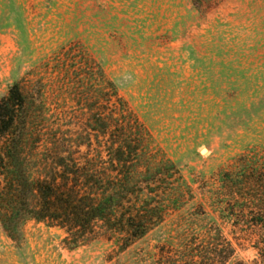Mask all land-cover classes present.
<instances>
[{
    "label": "rangeland",
    "instance_id": "obj_1",
    "mask_svg": "<svg viewBox=\"0 0 264 264\" xmlns=\"http://www.w3.org/2000/svg\"><path fill=\"white\" fill-rule=\"evenodd\" d=\"M14 86L30 176L107 162L102 122L124 115L140 166L159 164L158 189L180 195L125 251L98 229L73 249L45 223L20 244L0 227V264H154L160 244L211 222L232 263L264 264V0H0V101Z\"/></svg>",
    "mask_w": 264,
    "mask_h": 264
},
{
    "label": "trees",
    "instance_id": "obj_2",
    "mask_svg": "<svg viewBox=\"0 0 264 264\" xmlns=\"http://www.w3.org/2000/svg\"><path fill=\"white\" fill-rule=\"evenodd\" d=\"M23 105L24 97L16 86L0 101V227L11 242L20 244L23 226L34 221L61 229L64 242L73 249L98 229L125 251L175 210L179 191L158 189L151 171L159 164L140 166L145 157L140 126L124 115L102 122L101 148L107 162L97 166L96 160L69 164L62 159L58 172L49 176L27 174L16 124V112ZM200 215L207 216L202 210ZM233 255L215 222L208 227L195 223L186 234L160 244L153 263L241 264L231 262Z\"/></svg>",
    "mask_w": 264,
    "mask_h": 264
},
{
    "label": "bare ground",
    "instance_id": "obj_3",
    "mask_svg": "<svg viewBox=\"0 0 264 264\" xmlns=\"http://www.w3.org/2000/svg\"><path fill=\"white\" fill-rule=\"evenodd\" d=\"M202 154H205L204 151L202 152Z\"/></svg>",
    "mask_w": 264,
    "mask_h": 264
}]
</instances>
